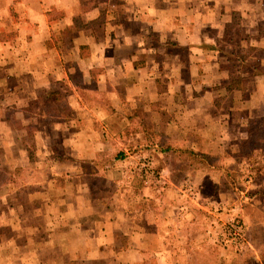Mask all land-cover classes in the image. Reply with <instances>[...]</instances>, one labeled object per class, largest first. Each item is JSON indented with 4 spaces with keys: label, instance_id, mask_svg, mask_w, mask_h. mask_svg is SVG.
Returning a JSON list of instances; mask_svg holds the SVG:
<instances>
[{
    "label": "crops",
    "instance_id": "obj_1",
    "mask_svg": "<svg viewBox=\"0 0 264 264\" xmlns=\"http://www.w3.org/2000/svg\"><path fill=\"white\" fill-rule=\"evenodd\" d=\"M59 90L69 93L64 121L51 110L29 111L44 95ZM89 92L98 98L89 99ZM101 97L113 108H103ZM142 109L150 124L161 127L158 135L169 141L170 146L153 145L165 156L195 152L202 145V151L211 153L247 152L256 137L253 123L264 125V0H0V171L4 167L9 173L0 184V264H191L184 256V241L174 239L172 227L177 224L184 231L188 213L183 207L169 211L177 199L169 192L173 188L155 191V178L148 185L135 179L140 186H131L130 206L105 199L118 196L108 188L104 199L94 200L105 201L102 209L92 206L93 189L85 176L92 175L86 169L94 162L77 154L110 152L106 122L128 125L133 112ZM10 111L21 124H14ZM31 119L41 122L35 137H50L46 146H37L40 163L30 161L24 141ZM229 121L233 130L220 131L221 123ZM86 122H95L98 129L89 125L90 130ZM198 122L204 124L201 129ZM120 127L111 132L121 136L126 125ZM83 132L91 134L81 141ZM59 135L68 141L61 144L64 156L77 155L78 160H46V154L61 151ZM203 136L217 138L219 152ZM226 137L242 138L243 144L226 146ZM186 141L191 148H183ZM258 148L264 152L263 144ZM99 164L103 171L112 170ZM19 166L24 173L42 169L34 179L42 187L34 193L20 190L27 182H15L11 175ZM64 167L67 172L60 179L57 170ZM69 168L78 171L73 175ZM102 177L107 186L118 185V180L109 183L114 176ZM166 182L179 192L175 177L166 176ZM151 197L159 207L151 204ZM126 247L137 248L135 258L118 256ZM12 248L25 253L14 256ZM49 248L57 251L47 256ZM106 249L114 256L106 255ZM29 250H38L39 256L29 259ZM253 259L263 264L259 256Z\"/></svg>",
    "mask_w": 264,
    "mask_h": 264
},
{
    "label": "rangeland",
    "instance_id": "obj_2",
    "mask_svg": "<svg viewBox=\"0 0 264 264\" xmlns=\"http://www.w3.org/2000/svg\"><path fill=\"white\" fill-rule=\"evenodd\" d=\"M59 13V11L55 12L57 15H59ZM99 73L100 72L97 71L95 74ZM68 94L67 91L62 92L60 90L47 93V95L43 96V100H38L41 101V103L43 102V104L38 102V104L32 105L29 111L33 110L36 112L37 108L51 110L54 113H58L62 122L64 121L62 117L67 116L69 112L68 108H70L67 98ZM88 94L89 99H94V96L98 98L99 96V94H95V92H89ZM99 100L103 103V108H113L112 106H109L103 97ZM88 106L92 108L95 104H89ZM10 113L14 118V124L16 126L21 124V121L14 117L15 111H10ZM133 113L134 118L129 120L128 125L126 124V121L122 122L119 120L106 122L107 129H109V136H106L105 140H107L106 144L108 145V148H111L110 152L99 151V153L77 154L78 156H85V158H81L83 161L94 162L86 169L92 175L85 176V181L89 183L93 189L92 206H95V208L100 210L102 209L101 204L105 203V201L100 200L99 203L95 204V199H104L103 196L106 194L107 188L110 192L114 190V192L118 194V198L115 196L107 197L105 199L114 200L116 198L115 204L118 206L119 204H128L130 206L133 202V192L130 190L131 186H140L138 183L139 181H136L135 183H133V181L135 179H141L142 183L148 185L151 182V179L155 178L158 181L156 183L151 182V186L154 190L159 189V187L162 189L164 187L173 188L174 191L170 190L169 192H172L174 196L177 197V199H174L173 202H171H176L177 204H173L175 206L170 208L171 210L169 211L173 213L178 207H183L187 210V224L184 231L180 230L177 224H174L175 226L174 228L172 227V230L175 232L174 239L176 241H184V256L191 262V264H210V262L215 261H219L217 264H225L222 261L226 262L227 260L232 264H244L246 262L247 264H256L257 261L253 259L256 258V256H259L261 262L264 264V152L259 150V148L257 151L255 150V145H264V125H262L261 122L253 123L256 137L253 141L249 142L250 145H248L249 148L247 149V152L237 154V156L225 151L220 153H211L208 150L202 151L200 148L203 145L197 146L195 152H171L165 156L164 154L153 150V145L155 146V142L157 141L161 145L170 146L168 139L158 135L161 127L158 126L157 122L155 125L150 124L151 122L148 121V117L146 118L144 109H142L140 113ZM190 114L191 113L189 112L187 115L189 119L187 124L191 123ZM38 122L39 121H36V119L28 121V135L24 138V141H26L28 146L30 161L35 162L37 160L40 163L41 160L37 151V146L38 148L46 146L50 137L45 134H43V136L41 134L38 135V137H35L36 127H41V122ZM45 123L46 122L43 121V124L47 126ZM86 123L87 128L90 130V126H95L98 129V125L95 122ZM201 123L198 122L196 127L198 128V126H200L201 129L204 126V124L200 125ZM102 125L103 124L99 121V126ZM125 125L126 128L124 134L122 133L121 136L115 135L111 132V130L115 131L116 128L120 126V128H122ZM82 126L83 124H79V127ZM215 126L213 125V128H215ZM213 128L210 129V131L213 130ZM238 128L239 127L237 126L236 132H239ZM194 130H196V128ZM219 130L224 131L225 133L229 130L231 132L233 130L231 121L225 122L224 124L221 123ZM242 131L243 129L240 130V132ZM89 135H86L83 132V134H81V141L84 139L83 136L87 137ZM59 137V143L57 146H59L62 152L56 150V152L52 154H46V160H54L57 162L64 161V163H66L67 160H78L80 157L77 155L75 158L68 155L64 156L66 153H63L64 149L61 144L65 146L68 141L65 140L66 138L64 135H59ZM210 138L212 142H208ZM202 139L206 145L213 146L212 148L219 152L217 138L214 136H203ZM200 140L201 138L197 143H200ZM225 141L226 142L223 144L226 146H231L233 143L243 144L242 138H240V141L238 142L236 139L233 141L231 137H226ZM187 142L188 141L184 144L187 145V147L184 146L183 148H191L190 145H188L190 143ZM95 143L99 144L101 142L96 139ZM0 157V162L2 164V160L4 161V159H2L3 154H1ZM99 162L107 165L108 169L112 168V170H110V172H108L109 170L107 169L106 171L101 170ZM15 163H20L19 155L16 153ZM164 165L166 167L169 166L170 169L168 170V173L162 169ZM38 167L40 166L38 165ZM2 168L3 169L0 171V184H2L4 179L9 175L7 170H4V167ZM39 170L43 171L42 169ZM39 170L34 169L31 171V169L28 168L26 173H24V170L20 169L19 166L16 167V170L11 169V175L13 178L16 177L15 182H19L20 179L27 182V185L22 186L20 190L26 188L24 189L26 193H34L36 187H42V185L36 186L34 182L35 176ZM57 171V176L61 179L65 177L67 168L64 167L63 170ZM69 171L74 175L77 173L78 168H69ZM104 174L107 176H114L113 178H110L111 180H109V183L110 181L113 183L114 180H118V185L116 186L113 183L110 184V186H107L108 184H105V179L102 177ZM24 175H26V177H24ZM166 176H171L173 180L175 177V181L177 183L180 182V185L178 184L177 186L179 187V192L175 185L166 182ZM182 180H184L183 185L181 183ZM132 183L133 185H131ZM63 184L64 182H61V186L58 187L60 193L63 191ZM154 184H156V186ZM118 186L120 188L117 190ZM16 188L17 193H19V185H17ZM16 202L18 204L19 200L16 199ZM151 204L155 207H159L154 197H151ZM115 212L118 217H121L119 218V221H122V216H124V214L121 213V210ZM160 216L163 218L162 214H159V217ZM169 219L172 220V214L169 215ZM231 222H236L241 226V230L238 231L237 235L232 234L233 236H231L227 229V226ZM143 223L145 224V229H147V223L145 221ZM160 224H163V220ZM136 239L137 238H131L133 241ZM123 242L124 245L128 243L125 240H123ZM186 246H189V249H186ZM135 248L136 247H126L119 249L118 256L126 259H133L135 258ZM55 251L57 250L49 248L46 251V254L47 256H52ZM11 253L14 256L21 257L25 252L21 253L19 249L14 250L12 248ZM38 253V250H29L25 255H28L29 259H34L33 256L38 255ZM105 254L108 256H114L112 251L109 252L107 249ZM97 255H99V252H97ZM143 256L146 258V250L143 253ZM150 260L151 259H148V261Z\"/></svg>",
    "mask_w": 264,
    "mask_h": 264
},
{
    "label": "built area",
    "instance_id": "obj_3",
    "mask_svg": "<svg viewBox=\"0 0 264 264\" xmlns=\"http://www.w3.org/2000/svg\"><path fill=\"white\" fill-rule=\"evenodd\" d=\"M227 229L229 230V233L231 234V236L233 235H237L238 231L241 230V226L238 225L236 222H231L228 226ZM233 234V235H232Z\"/></svg>",
    "mask_w": 264,
    "mask_h": 264
}]
</instances>
